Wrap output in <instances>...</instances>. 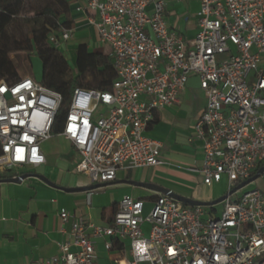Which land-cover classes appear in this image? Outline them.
<instances>
[{"label": "built area", "instance_id": "obj_1", "mask_svg": "<svg viewBox=\"0 0 264 264\" xmlns=\"http://www.w3.org/2000/svg\"><path fill=\"white\" fill-rule=\"evenodd\" d=\"M197 2V33L188 42L167 25L164 0H86L78 9L109 49L115 72L107 91H73L58 134L78 153L75 172L91 185L160 165V143L145 131L156 110L178 104L190 76L206 98L195 124L203 162L194 172L203 185L225 179L228 194L264 167V0ZM72 33L60 28L48 42L59 47ZM61 100L31 77L0 82L1 176L14 179L45 164L40 146L52 137ZM249 185L223 201L217 215L163 195L148 212L143 201L124 196L105 227L60 210V232L70 224L71 241L33 264H94L87 231L110 240L107 251L128 240L125 264H264V187L245 190Z\"/></svg>", "mask_w": 264, "mask_h": 264}, {"label": "crops", "instance_id": "obj_2", "mask_svg": "<svg viewBox=\"0 0 264 264\" xmlns=\"http://www.w3.org/2000/svg\"><path fill=\"white\" fill-rule=\"evenodd\" d=\"M85 1L63 0L66 11L59 15L60 27L73 29L70 39L58 47L68 65L69 60L75 64L76 49L80 45H85L91 53L109 56V49L99 44L87 16L78 11ZM164 4L169 28L184 41L192 40L197 33V0H164ZM18 54L22 55L21 61L31 63L30 57L16 53L11 55L14 67ZM15 69L19 78L31 77L27 70L21 76ZM205 106L206 98L200 90L199 79L190 76L178 104L156 110L154 122L145 131L146 137L160 143V165L119 171L116 180L102 188L85 192L62 191L93 185L87 177L75 172L80 157L59 135L41 144L45 164L23 171L21 175L30 176L21 183L7 182L10 178L0 175V264H33L57 256L59 245L71 241L70 224L64 226L65 234L60 232V210L89 224L105 227L112 222L109 220L124 196L143 201L145 212H148L161 195L155 190L126 182L151 185L196 202H211L215 193L201 195L208 188L203 185L201 174L194 172L203 162L202 144L195 138V124ZM141 228L144 232L149 229L147 225ZM86 234L94 244V264H125L129 259L128 240L112 242L117 247L112 246L107 251L104 244L110 240L94 238L90 231Z\"/></svg>", "mask_w": 264, "mask_h": 264}, {"label": "trees", "instance_id": "obj_3", "mask_svg": "<svg viewBox=\"0 0 264 264\" xmlns=\"http://www.w3.org/2000/svg\"><path fill=\"white\" fill-rule=\"evenodd\" d=\"M38 1L45 4L35 7L28 3L33 17L23 18L26 30L12 41L6 31L17 24L29 0H0V82L14 83L20 80L11 54L23 53L30 57L34 52L41 63L40 83L62 97L51 130V135L55 136L62 130L73 91L77 88L107 91L115 80V72L107 55L91 53L85 45H80L76 49L72 74L59 48L48 42L49 34L60 32L59 15L66 11V5L63 0ZM114 214L109 222L113 220ZM116 247L115 244L113 248Z\"/></svg>", "mask_w": 264, "mask_h": 264}, {"label": "rangeland", "instance_id": "obj_4", "mask_svg": "<svg viewBox=\"0 0 264 264\" xmlns=\"http://www.w3.org/2000/svg\"><path fill=\"white\" fill-rule=\"evenodd\" d=\"M28 3L32 4L33 6H43L45 4V2H40L38 0H29V2L26 3V7H25V10L23 12V14L20 15V19H18L17 21V24H14L12 27L8 28L7 29V37L10 39V40H15L17 39V37L25 32V27L23 25V18H31L33 17V15H31L30 13V8H29V5ZM73 53V52H72ZM14 54V53H13ZM11 54V55H13ZM11 57V56H10ZM69 57V56H68ZM22 58V55L21 54H18L17 57H16V61H14V64H15V67L17 68L19 74L21 76H23L26 72V70L28 71L29 75L36 81H41V63L38 59V57L36 56V54L33 52L31 55H30V61L31 63H25L23 61H21L20 59ZM28 58V57H26ZM70 58V57H69ZM26 66L28 68H26ZM69 68L71 69V72L72 74H74V65L72 63V61L69 60ZM87 82H90L89 80ZM90 88V87H89ZM93 89V88H91ZM262 187H264V174L262 176V179H259L257 180L256 182H254L253 184L249 185L247 188H245V190H250V189H254V188H258V189H262ZM226 180L223 179L222 182L217 185V186H213V188L211 189H207L205 191H202L201 192V195H204V196H209V195H212V193L214 192L215 195L217 194V196H211L213 198H211V202L212 201H215L217 200L218 198L224 196L226 194ZM212 209L215 210V214H220L222 209H223V204H217L215 206L212 207ZM145 234H147V231L144 232Z\"/></svg>", "mask_w": 264, "mask_h": 264}, {"label": "water", "instance_id": "obj_5", "mask_svg": "<svg viewBox=\"0 0 264 264\" xmlns=\"http://www.w3.org/2000/svg\"><path fill=\"white\" fill-rule=\"evenodd\" d=\"M264 173V167L261 168L255 176H253L251 179H249L248 181L240 184L237 188H235L234 190H232L230 193L228 194H225L224 196L218 198L217 200L215 201H212V202H206V203H203V202H196V201H193L191 199H187V198H183V197H180L178 195H175L173 193H171L170 191H166V190H163V189H159V188H155L154 186H151V185H147V184H140V183H134V182H126L132 186H136V187H142V188H146V189H151V190H155L157 191L159 194L163 195V196H166L178 203H181L183 205H186V206H189V207H213L217 204H220L222 203L223 201H225L230 195H232L233 193H235L237 190L239 189H242L243 187L249 185L250 183H253L254 181H256L259 177L262 176V174ZM30 175H21L17 178H14V179H9L7 180V182H10V183H21L23 180H25L26 178H28ZM105 185H93L91 187H88V188H82V189H71V190H64L62 189V191L64 192H85V191H91V190H96L98 188H102L104 187Z\"/></svg>", "mask_w": 264, "mask_h": 264}]
</instances>
